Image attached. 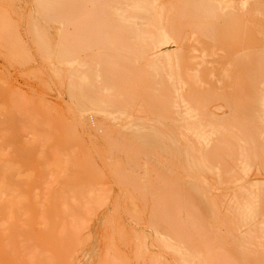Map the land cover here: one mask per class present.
I'll use <instances>...</instances> for the list:
<instances>
[{
	"label": "bare ground",
	"instance_id": "6f19581e",
	"mask_svg": "<svg viewBox=\"0 0 264 264\" xmlns=\"http://www.w3.org/2000/svg\"><path fill=\"white\" fill-rule=\"evenodd\" d=\"M32 12L33 15L31 14L30 17L28 15L30 18L28 31L31 30L35 44L44 53L47 63L51 64L49 66L50 68L52 66L51 71L55 77L57 76L56 79L60 82L63 79L67 85L72 101H75L79 109H91L94 112L98 110L109 115L118 113L119 115H115L117 116L115 120L119 117V120L127 121V119L131 120L133 109L134 107L136 109L137 102H140L138 110L135 111L139 113V117L134 121L133 116L132 122L124 125L127 135H119L120 143L113 149L130 153L131 157L128 156L134 168L137 166V159L141 156L156 157L155 163L160 167L161 161L163 165L166 163L165 170L169 173L166 180L167 191L165 195L152 199L151 211L197 214L202 226H204L203 214H206L207 228L215 231L217 245L228 244L240 249V252L244 253L242 256L245 262L247 258L248 260L251 258V261L256 260L260 254L264 257V0H35ZM5 18L1 19H4L3 23L7 20ZM113 21L115 23L111 25ZM54 23L60 25L56 42L48 37L51 25ZM6 24L7 21L4 25ZM3 26L2 32L8 33L11 26L8 25L9 29ZM67 28L73 29L70 35ZM92 34L93 38L100 39L99 42L96 40V44L94 41L95 46L89 40ZM9 36L11 35L8 34L7 37ZM128 41H132L131 46L127 45ZM93 47L97 52L92 62H89L88 57L81 59V53L89 52ZM20 51L23 52L22 49ZM15 52L17 53V50ZM63 65L65 67L62 68ZM206 78L209 80L212 78V81H204ZM3 107L5 111L6 106ZM30 109L31 113L35 112L31 107ZM216 110H219V113L220 110L221 113L224 112L221 117ZM111 111L114 113H110ZM12 122L13 120L10 124ZM40 130L44 131L43 128ZM110 131L112 133L113 130ZM7 133L9 134V131ZM107 137L106 139L109 138ZM11 142L9 140L10 144ZM4 145L0 144L2 230H8L15 225L17 228L18 222L20 223L21 218L23 220L24 215L28 213L67 210L71 199L80 202L82 196L87 195L84 194V188L81 193L78 187L79 193L67 196L68 191L76 192V184L78 185L75 180L72 185H66L72 182L71 179V181L62 179L64 183L66 180L69 182L64 184L66 186L61 185V190L59 188L56 192V189L51 191L49 183L45 181L49 189L42 187L41 192L35 193L34 191L39 190L38 187L42 184L37 185V181L30 183L31 181L20 179L22 176L16 173L17 170L14 168L17 165L10 164L11 153L4 148ZM96 153L94 151V154ZM58 163L59 167L64 166L59 158ZM113 167L115 169V166ZM120 170L117 169L116 172L120 173ZM212 172L216 175L215 181L213 179L215 187L209 186L208 176L206 177ZM257 176L261 178L258 179ZM81 178L79 175L75 177L78 181ZM186 181L188 182L185 184ZM57 182L55 180L54 185ZM86 182L89 184V181L82 180V184H87ZM128 182L127 184L130 182L131 185L133 182L135 184V181ZM143 182V188L135 185L137 191L141 192L143 189L153 191V188H156V184L150 178ZM79 183L81 189V181ZM224 184L229 190L230 186L227 185L234 187L232 193L228 195L229 201L228 197L226 198L228 206L225 203L227 206L225 215L219 209L220 196L212 192L222 190ZM54 185L52 188H58ZM84 197L82 201L84 203L79 208L86 209L90 206L88 210H92L94 207L90 202L93 205L100 202L97 201V197L86 196L87 200ZM127 200H130L131 211H139L132 197L124 199V205ZM74 206L78 208V203ZM18 228L20 231L21 227ZM223 230L226 238L229 237V242L221 236V233L219 235ZM7 234L6 237L1 235V239L6 240L7 237L11 239ZM242 248L250 251L241 250ZM250 262L247 261L248 264Z\"/></svg>",
	"mask_w": 264,
	"mask_h": 264
},
{
	"label": "rangeland",
	"instance_id": "374dc122",
	"mask_svg": "<svg viewBox=\"0 0 264 264\" xmlns=\"http://www.w3.org/2000/svg\"><path fill=\"white\" fill-rule=\"evenodd\" d=\"M34 3L35 0H0V33H2L0 34V85L4 88L3 89L2 87H0V124H2V126L0 125V132H2L3 130V132L0 134L2 135V138H0V144H5L4 148H6L7 151L11 153V155H9L12 157V159H10V164H12V166L17 165L14 168H16L15 170H17L16 173L22 176V178H20L21 176L19 175L20 179L25 181L27 180V182L31 181L30 183H36L35 181H37V185L42 184L41 187H38L39 190L34 191L35 193L41 192L43 190L42 187H44V189H47L48 185H50L51 191H54L56 189V192L59 188L61 190V185L62 187L66 185H72V183L74 182L73 180H75V183L76 181L78 182V185L76 184L77 188L76 186L74 187V190L76 188V192L73 193V191H71L72 193H70V191H68L67 196L68 194L72 196L79 192L82 193V188H84L86 192H84V194H87L86 196L88 198L97 197V201L100 200V202H98L99 205L97 202V205H95V203L93 205V203L90 202V204L94 207L92 208V210H88V208H91L90 206L86 209H83V207L79 208L84 203L82 202L83 197L85 196L84 195L81 198L82 200L80 199V202H76L72 199L70 201L69 199L66 200V203H68L69 201V204L67 205V210H64L62 212L47 211L43 213H28L23 217V220L26 218L24 222H21L23 220L20 216V223L18 222L17 224V226L19 225L18 227L22 228H20V231L18 227L16 228V225L15 227L13 226L8 230H2V227H0V236L4 235V237H6L5 235L9 233V235H7L9 236V238H11L7 239V237L5 238L6 240L3 239V241L1 239L2 236L0 237V264H248L247 261L250 262L251 258L249 260L247 258V261L245 262L243 258L244 253L242 254V252H240V249H235L233 245L229 246L228 244L226 245L221 243L222 245H217L215 231L207 228V222H205V217L207 218L206 214H203L204 226H202L197 214L187 212L160 213L151 211V206L153 205L152 199L165 195L167 191L166 180L169 177V173L167 170H165L167 166L166 163H164L163 165L161 161L160 163L162 165L160 167V165L155 163V161H157L156 157H154V159L153 156L150 155L149 158L141 156L139 159L136 158L137 161L134 160L137 162V168H134L132 164L133 162H130V153L127 154L123 151L118 152L116 149H113V147H117V144L120 143L119 135H127V130L124 129V127L126 126L124 125H128L129 122H132L131 120L133 116L134 121L137 117H139V113H136L135 111L136 109L138 110L137 107L139 106L140 102H137L138 106L135 105L137 107L136 109L135 107L133 109L134 113H132L131 120L127 119L126 121V119L123 118L125 119H121L123 122L119 120V117V119L117 118L115 120V118L117 117L115 115H119L118 113H115V115H109L102 113L98 110H95L94 112V110L91 109H79L77 107L78 105L76 106L75 101H72L73 99L70 96V93L68 92L67 85H65L63 79L61 82L59 81V79H56L57 76L55 77V75L51 71L52 66L50 68V63H47L48 61H46L44 53L40 51V48L37 46V44H35L36 42L30 32L31 30L28 31L30 28L28 29L27 26L29 27V17L33 13L32 11L34 9ZM5 17L7 18V20H5L4 23H6V21L8 23L6 25H4L3 23L4 19L1 20ZM114 23V21L113 23L111 22V25H114ZM8 25L9 27L11 26L10 30L12 32L10 30H8V33L2 32V26L9 29ZM256 27L257 26H255V28ZM59 29V24L57 25V23H54L51 25V29L48 33V37L51 41H57V33ZM67 29V32L70 35L73 29ZM8 34H10L11 36L7 37ZM93 37V34L89 37V40H91L90 42H92L93 44L94 41L96 44V40H98V42L100 41V39H95ZM19 42L22 43V45H20ZM131 44L132 41L127 42V45L131 46ZM19 46L21 47L18 48ZM6 47L8 48L6 49ZM21 49L23 52H26H21ZM16 50L17 53L15 52ZM89 50L90 53H81V59H85L88 57L89 62H92V58L96 54L97 50L95 49V51L94 47ZM92 50L95 52H93ZM6 51L9 53L7 54ZM9 54L12 57L9 56ZM18 61H21L22 63ZM63 67L65 66L63 65L62 68ZM205 80L211 82L212 78L210 80L206 78L204 79V81ZM8 86L10 89L8 88ZM206 88H209V86H206ZM8 96L10 97V100ZM69 100H71L72 102ZM31 102L32 104H29V106L28 103ZM3 106H6L7 111L6 109H4L5 111H3L2 108H5ZM10 107L12 108L10 109ZM30 107L35 112L31 113ZM9 109L10 111H8ZM52 109L54 112L52 111ZM18 110H20L21 112H18V116L16 119L15 117L17 115ZM222 110H220V113L222 112ZM225 110L226 109H224V112H226ZM216 111L218 112L217 114L220 115V117L224 113L223 112L220 114L219 110ZM22 112H24L23 115L21 114ZM83 112L85 114H82ZM73 113L74 115H72ZM110 113L114 112L111 111ZM4 117H6V120L4 119ZM108 119H112V121H109ZM7 120H9L8 123ZM12 120L13 122L10 124ZM29 120L30 123H28ZM4 122H6L7 124L5 123L3 125ZM14 122L18 123V125H22H19V128V126L15 125L16 123ZM24 126H26L27 129ZM122 126L123 128H121ZM40 128H43L44 131L42 132V129L40 130ZM10 130H12L13 133H11L12 131ZM29 130H31V132ZM110 130H113L114 132L112 131L111 133ZM8 131L9 134L7 133ZM37 131H39V133H37ZM108 131L110 132L108 133ZM25 132L28 135H25ZM116 132L118 133L116 134ZM56 134L59 136H57ZM109 134H111L112 138ZM12 135L14 136L12 137ZM71 135L72 137H70ZM106 136H108L109 138L107 137L108 139H106ZM4 137H6V139ZM5 140H7V142H5ZM9 140L10 142L12 141L11 144L9 143ZM38 144L39 146H37ZM9 145H13V147L11 148V146L9 147ZM31 150L33 154L31 153ZM40 150L42 153H40ZM58 151L60 153H58ZM94 151L95 153H97L94 154ZM83 155L85 158L83 157ZM58 158L62 160L64 165L63 167H59ZM25 160H27L28 163H30L31 165L26 163L27 161ZM41 161L43 162V164ZM85 161L88 163H84ZM64 162L67 164H65ZM90 162H92V166L90 165ZM18 166L19 168H17ZM94 166L96 169L94 168ZM113 166H115L116 170ZM39 168L42 170H40ZM109 168L111 169V172ZM117 169H121V172H116ZM60 172L62 173V175ZM112 174H114V177L112 176ZM213 174L214 172H212V174L206 175V177L208 176L207 179L208 183L210 184V187L211 185H213L212 187H215L216 185L214 183L216 175L214 174L213 176ZM75 175H79L80 178L82 177L81 180L79 179V181H81V189L79 186V181L75 179ZM111 176L113 177V179ZM253 176L251 175L252 178H255ZM72 177H74V179ZM86 177L88 178L86 179ZM126 177L128 178L125 179ZM148 177L151 181L156 184V188H153V191L144 189L142 191L140 190L141 192L137 191L135 189V185H137L138 188H143V181L149 179ZM53 178L58 181L57 184L55 183V185V180H53ZM257 178L259 179L261 178V176H257ZM62 179H69V181L72 180V182L64 185L66 182L68 183L69 181L66 180V182L64 183ZM83 179L84 181H89V184L88 182H86L87 184H82ZM51 180H53V183L51 182ZM112 180H114V182ZM45 181H47L46 183H49L47 186ZM128 181H135V184L134 182L133 185H131V182L130 184H127ZM158 182H160V184ZM187 182L188 181H186L185 184ZM43 183L46 187L43 185ZM123 184L125 187L123 186ZM53 185L58 188H52ZM85 186L87 188H85ZM224 186L226 187V184L222 186V190L219 189L216 191H212L213 193H217V195L220 196L219 209L220 211L222 210L221 213L223 215H225L226 213L225 211L227 209L228 201L230 199V196L228 195L232 193V190L234 188L232 187L233 185H227L230 186L229 190ZM78 187L80 190L79 192ZM100 190H102V192L105 191L107 193H102ZM131 190L133 193H131ZM154 192L156 193V195ZM224 195L226 197H224ZM86 196L84 197L86 198L85 200H87ZM108 196L110 198H108ZM131 197L133 203L136 205L137 210L139 209V211L137 212L131 211L132 207L130 206V200L125 201L124 205V199H131ZM141 198L142 200H140ZM226 198L228 199V201ZM141 201L143 203L144 201L146 202L143 205ZM77 203L79 209L74 206ZM225 203L227 206L225 205ZM68 206L70 208H68ZM124 206L126 208H124ZM220 233L221 236L226 238V235L223 234L225 233L224 230L223 232H219V235ZM10 234L13 238L10 236ZM20 235L21 237H19ZM226 239L228 240V242L230 241L229 237H227ZM241 250L244 249L242 248ZM244 251L250 250L246 249ZM251 252L253 251L251 250ZM249 264H264V257H262V255L260 254L259 256H257L256 260L251 261Z\"/></svg>",
	"mask_w": 264,
	"mask_h": 264
}]
</instances>
